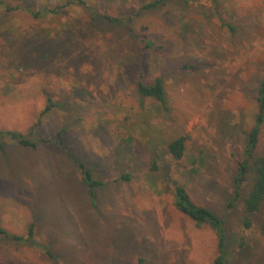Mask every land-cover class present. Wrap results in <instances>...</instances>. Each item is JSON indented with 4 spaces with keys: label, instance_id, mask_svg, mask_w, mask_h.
Segmentation results:
<instances>
[{
    "label": "rangeland",
    "instance_id": "374dc122",
    "mask_svg": "<svg viewBox=\"0 0 264 264\" xmlns=\"http://www.w3.org/2000/svg\"><path fill=\"white\" fill-rule=\"evenodd\" d=\"M152 1L0 0V132L26 135L55 105L36 130L49 143L1 137L0 227L26 239L34 224L36 244L2 239L0 264H212L217 237L175 208L177 186L226 221L227 264H264V204L251 230L229 208L264 80V0ZM157 78L166 106L137 91ZM79 163L103 184L86 188Z\"/></svg>",
    "mask_w": 264,
    "mask_h": 264
},
{
    "label": "trees",
    "instance_id": "16d2710c",
    "mask_svg": "<svg viewBox=\"0 0 264 264\" xmlns=\"http://www.w3.org/2000/svg\"><path fill=\"white\" fill-rule=\"evenodd\" d=\"M165 0H155L147 5H144L143 9H152L157 7L161 2ZM39 16V15H36ZM104 19L110 23H121L119 19L104 16ZM141 51L142 55H145L151 48L155 47L152 40L141 38ZM199 65L187 63L182 65L181 69L184 71H196ZM137 91L141 98L153 99L162 106L167 105V96L165 86L160 78H157L151 82H145L140 79L137 82ZM55 105L52 100H48V105L40 113L38 120L32 125L26 135L19 132H0V151H4V143L1 139L3 136H8L12 142L26 147L37 149L40 142L49 143V140L38 139L36 137L37 127L41 124V119L46 115ZM256 112L254 115V125L252 129L246 134L243 159L239 162L237 168V174L235 177V189L232 200L229 203L230 209H241L242 225L245 230H251L254 226V218L260 213L264 204V151L258 153V144L260 136L264 127V80L260 82L257 88L256 98ZM63 132L60 131L57 134L60 145L65 148L64 143L61 141ZM186 137H180L168 144L167 153L175 160H181L186 152ZM79 169L82 172V182L84 186L90 191L93 188L100 186L103 183L99 180H95L92 172L83 163H79ZM129 175H124V180H129ZM175 208L183 215L194 221L197 227L208 226L215 233L218 240V257L212 264H227V232L226 221L221 219L213 210L198 205L191 197L189 192L182 186L175 188ZM34 224L29 226L28 238L14 235L9 233L0 227V241L8 238L17 242L30 241L36 244L33 239ZM242 245H244L242 243ZM46 253L51 256L47 247H43Z\"/></svg>",
    "mask_w": 264,
    "mask_h": 264
}]
</instances>
